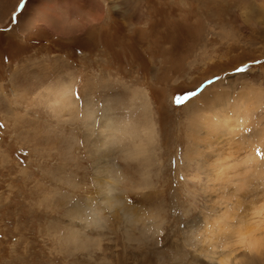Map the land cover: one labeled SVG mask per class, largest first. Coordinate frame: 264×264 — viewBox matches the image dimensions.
<instances>
[{
    "label": "rangeland",
    "instance_id": "374dc122",
    "mask_svg": "<svg viewBox=\"0 0 264 264\" xmlns=\"http://www.w3.org/2000/svg\"><path fill=\"white\" fill-rule=\"evenodd\" d=\"M63 83L72 111L54 102ZM217 84L257 96L264 130V0H0V264H218L193 177L243 157L247 130L190 163L188 101L173 103Z\"/></svg>",
    "mask_w": 264,
    "mask_h": 264
},
{
    "label": "bare ground",
    "instance_id": "6f19581e",
    "mask_svg": "<svg viewBox=\"0 0 264 264\" xmlns=\"http://www.w3.org/2000/svg\"><path fill=\"white\" fill-rule=\"evenodd\" d=\"M224 81L219 80L218 83ZM58 89L59 94L54 97V102L72 111L76 105L72 84L63 83ZM250 92L242 91L236 94L234 88L217 84L186 103V110L189 109V139L194 140L185 155V160L190 163L196 156L202 157L204 151L217 153L221 150L220 145L213 142L215 137L219 140L223 136L227 137L230 145L236 135L247 130L246 135L241 134L236 140L244 145L239 148L240 152L245 153L243 157H237L233 151L222 156L218 155L215 162L212 159L214 156L209 157L204 161V166L209 170L206 180L204 181L199 174L193 177L200 182L202 190L209 197L208 207L213 211L211 215H208L209 213L204 215L205 228L209 226L210 229L205 231L201 240L205 243L209 242V246L213 249L212 252H206L205 257L210 262L216 259L218 264H256L254 257L251 258L252 260L250 256L248 259L242 258L241 250L255 253L259 256L261 264H264V159L256 154L259 148H254L263 141L264 130L260 124L262 119L253 122L254 113L251 107L255 106L258 97L252 96ZM142 98L143 104L147 107V99L144 96ZM247 103H250V106ZM232 109L235 110L234 116L240 120L226 116L220 120H213L220 112L225 114ZM144 118L142 131L146 135L152 134L155 138L153 125L150 124L147 115ZM133 131L139 137L137 128ZM212 131L215 135L210 137ZM135 139L132 142L133 148L128 153L135 156L145 155L149 149V142L146 143L147 141L142 138ZM98 186L105 190L111 185L101 182ZM120 201L118 198L107 199L111 208L121 204ZM157 231H159L158 227ZM217 243H220L224 250L220 254L214 251L220 247Z\"/></svg>",
    "mask_w": 264,
    "mask_h": 264
},
{
    "label": "snow or ice",
    "instance_id": "6c2138e0",
    "mask_svg": "<svg viewBox=\"0 0 264 264\" xmlns=\"http://www.w3.org/2000/svg\"><path fill=\"white\" fill-rule=\"evenodd\" d=\"M11 23L12 24H16L18 23V20H17V17L16 15H13L12 17V20H11ZM6 30H10V29H6ZM236 72L240 73V72H245L247 71V67H238L236 70ZM209 83H212V81H209ZM198 95L197 92H192L190 95H187V96H179V97H174L173 98V103L177 106V107H180V106H183V104L188 101L189 99H191L192 97ZM77 96H78V93H77ZM3 125L0 124V128H2ZM249 131H251V129H249ZM261 159H264V152L260 151V150H257V153H256ZM128 203H132L131 200L128 201Z\"/></svg>",
    "mask_w": 264,
    "mask_h": 264
}]
</instances>
